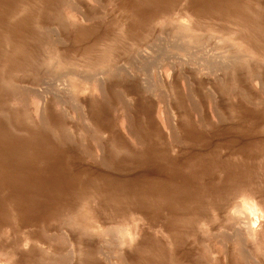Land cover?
I'll return each mask as SVG.
<instances>
[{
  "label": "rangeland",
  "instance_id": "374dc122",
  "mask_svg": "<svg viewBox=\"0 0 264 264\" xmlns=\"http://www.w3.org/2000/svg\"><path fill=\"white\" fill-rule=\"evenodd\" d=\"M0 264H264V0H0Z\"/></svg>",
  "mask_w": 264,
  "mask_h": 264
},
{
  "label": "bare ground",
  "instance_id": "6f19581e",
  "mask_svg": "<svg viewBox=\"0 0 264 264\" xmlns=\"http://www.w3.org/2000/svg\"><path fill=\"white\" fill-rule=\"evenodd\" d=\"M83 86H84V85H83ZM82 88H83V87H82ZM84 89H85V87H84ZM252 208H253V207H252ZM252 208H250V209H251V211L253 210ZM255 208H256V207H255ZM248 209H249V208H248ZM250 209H249V210H250ZM252 212L254 213V211H252Z\"/></svg>",
  "mask_w": 264,
  "mask_h": 264
}]
</instances>
